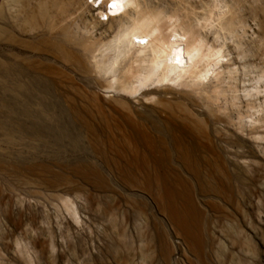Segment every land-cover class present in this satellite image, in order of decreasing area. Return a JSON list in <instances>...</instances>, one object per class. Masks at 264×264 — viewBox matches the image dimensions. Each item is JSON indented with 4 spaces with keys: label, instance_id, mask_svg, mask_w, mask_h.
I'll list each match as a JSON object with an SVG mask.
<instances>
[{
    "label": "rangeland",
    "instance_id": "rangeland-1",
    "mask_svg": "<svg viewBox=\"0 0 264 264\" xmlns=\"http://www.w3.org/2000/svg\"><path fill=\"white\" fill-rule=\"evenodd\" d=\"M47 1L0 0V264H264V141L239 127L245 102L217 101L214 123L186 100L156 113L90 84L39 25L44 4L62 16L73 0ZM244 1L240 41L262 65L264 12Z\"/></svg>",
    "mask_w": 264,
    "mask_h": 264
},
{
    "label": "bare ground",
    "instance_id": "bare-ground-1",
    "mask_svg": "<svg viewBox=\"0 0 264 264\" xmlns=\"http://www.w3.org/2000/svg\"><path fill=\"white\" fill-rule=\"evenodd\" d=\"M111 2L113 6L109 7ZM170 2L171 6L153 7L149 0H73L74 11L65 12L62 16L58 15L59 12V17L53 14L48 16V5L44 4V7L41 6L39 25L45 33L59 36V40L52 43L59 53V62L75 66L76 71L82 72L90 84L112 89L120 95L134 97L139 94V102H156V113L165 112L172 102L186 100L201 106L206 111L205 116L214 123L222 120L215 109L217 101L223 98L240 108L245 102L247 113L241 112L237 116L239 127H251L249 134L253 135V139L264 141V133L259 131L262 127L260 124L264 123V63L257 64L251 59L247 61V57L257 56V53L244 49L240 41L241 31L245 32L246 26L240 15L245 1L201 0L202 12L189 5L190 8L186 7V4L184 6L182 0ZM255 2H259L255 14L264 12L262 0ZM58 5H55L56 8ZM258 37L262 46L264 32ZM231 41L233 48L238 50L235 57L227 43ZM239 60L243 62L242 65L238 64ZM240 74L243 75L242 79ZM8 78L13 80L12 72H8ZM103 79L105 84L104 81L102 83ZM237 81H241L242 84H239L242 86ZM27 92L22 89L21 94L27 96L30 94ZM59 105H55L56 112L62 116L65 111ZM18 107L15 106L17 111ZM17 113H24L23 109ZM61 124L66 126L69 122L61 121ZM22 126L18 120L21 129L16 131L19 135L24 131ZM33 134L31 132V136ZM236 150L233 152L235 161L244 163L247 152ZM5 157H8L7 154Z\"/></svg>",
    "mask_w": 264,
    "mask_h": 264
},
{
    "label": "clouds",
    "instance_id": "clouds-1",
    "mask_svg": "<svg viewBox=\"0 0 264 264\" xmlns=\"http://www.w3.org/2000/svg\"><path fill=\"white\" fill-rule=\"evenodd\" d=\"M108 6H109V7H112V6H113L112 2L109 3ZM104 19H106V18H104Z\"/></svg>",
    "mask_w": 264,
    "mask_h": 264
}]
</instances>
